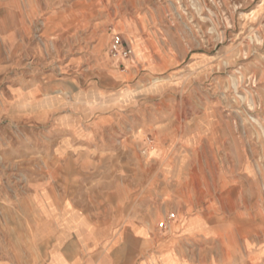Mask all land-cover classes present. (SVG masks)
Instances as JSON below:
<instances>
[{
  "label": "rangeland",
  "instance_id": "obj_1",
  "mask_svg": "<svg viewBox=\"0 0 264 264\" xmlns=\"http://www.w3.org/2000/svg\"><path fill=\"white\" fill-rule=\"evenodd\" d=\"M118 212L132 264H264V0H0V264Z\"/></svg>",
  "mask_w": 264,
  "mask_h": 264
},
{
  "label": "crops",
  "instance_id": "obj_2",
  "mask_svg": "<svg viewBox=\"0 0 264 264\" xmlns=\"http://www.w3.org/2000/svg\"><path fill=\"white\" fill-rule=\"evenodd\" d=\"M108 186L101 193H98V195L101 194L100 203H105V199L108 201L115 200L110 184ZM55 197L58 199L64 198L65 201L66 196L63 197L57 193ZM68 203L73 205L75 202L70 198ZM117 215L112 217L103 213L102 215L96 214L95 219L90 221V224L86 218L80 217L77 220L72 218L70 220L72 232L77 231L78 239L72 237L70 239L66 238L64 241L63 232H56L54 239L49 244L40 246L41 253L47 258L42 264H132L133 257L141 248V240L139 239L141 233L138 227L133 231L128 230L125 223V212H118ZM91 228L95 230L97 236L105 235L108 237V250L103 256L96 255V250L92 249L89 243L86 242L85 235H81L85 230Z\"/></svg>",
  "mask_w": 264,
  "mask_h": 264
},
{
  "label": "built area",
  "instance_id": "obj_3",
  "mask_svg": "<svg viewBox=\"0 0 264 264\" xmlns=\"http://www.w3.org/2000/svg\"><path fill=\"white\" fill-rule=\"evenodd\" d=\"M108 55L115 61L126 60L132 55V47L120 34H113L108 44ZM173 219L174 213H169L159 226L165 228Z\"/></svg>",
  "mask_w": 264,
  "mask_h": 264
}]
</instances>
